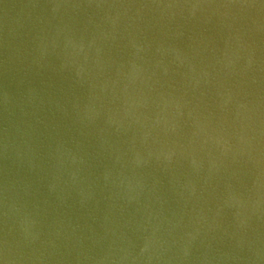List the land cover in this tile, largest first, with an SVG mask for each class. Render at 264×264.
Segmentation results:
<instances>
[{"label":"water","instance_id":"obj_1","mask_svg":"<svg viewBox=\"0 0 264 264\" xmlns=\"http://www.w3.org/2000/svg\"><path fill=\"white\" fill-rule=\"evenodd\" d=\"M0 264H264V0H0Z\"/></svg>","mask_w":264,"mask_h":264}]
</instances>
